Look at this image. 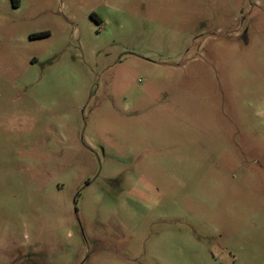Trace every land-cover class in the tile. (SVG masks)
Instances as JSON below:
<instances>
[{"label":"rangeland","instance_id":"rangeland-1","mask_svg":"<svg viewBox=\"0 0 264 264\" xmlns=\"http://www.w3.org/2000/svg\"><path fill=\"white\" fill-rule=\"evenodd\" d=\"M0 0V264H264V0Z\"/></svg>","mask_w":264,"mask_h":264},{"label":"trees","instance_id":"trees-1","mask_svg":"<svg viewBox=\"0 0 264 264\" xmlns=\"http://www.w3.org/2000/svg\"><path fill=\"white\" fill-rule=\"evenodd\" d=\"M19 4L18 0H12L13 7H17Z\"/></svg>","mask_w":264,"mask_h":264}]
</instances>
